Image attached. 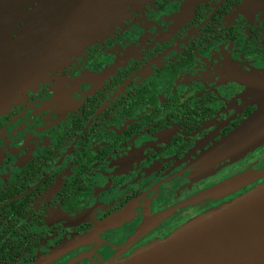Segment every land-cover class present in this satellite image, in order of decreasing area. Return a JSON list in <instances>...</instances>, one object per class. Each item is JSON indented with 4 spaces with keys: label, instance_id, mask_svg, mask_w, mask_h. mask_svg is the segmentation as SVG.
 Listing matches in <instances>:
<instances>
[{
    "label": "flooded vegetation",
    "instance_id": "flooded-vegetation-1",
    "mask_svg": "<svg viewBox=\"0 0 264 264\" xmlns=\"http://www.w3.org/2000/svg\"><path fill=\"white\" fill-rule=\"evenodd\" d=\"M79 11L0 114V264L124 260L264 182V139L236 145L264 108V0Z\"/></svg>",
    "mask_w": 264,
    "mask_h": 264
},
{
    "label": "water",
    "instance_id": "water-1",
    "mask_svg": "<svg viewBox=\"0 0 264 264\" xmlns=\"http://www.w3.org/2000/svg\"><path fill=\"white\" fill-rule=\"evenodd\" d=\"M35 1L0 0V114L23 81L48 64L52 45L70 17L79 16L90 2L41 0L33 7ZM240 131L239 150L259 144L264 139V108ZM104 264H264V182L128 258Z\"/></svg>",
    "mask_w": 264,
    "mask_h": 264
},
{
    "label": "rangeland",
    "instance_id": "rangeland-1",
    "mask_svg": "<svg viewBox=\"0 0 264 264\" xmlns=\"http://www.w3.org/2000/svg\"><path fill=\"white\" fill-rule=\"evenodd\" d=\"M239 138H240V136L237 139H239Z\"/></svg>",
    "mask_w": 264,
    "mask_h": 264
}]
</instances>
